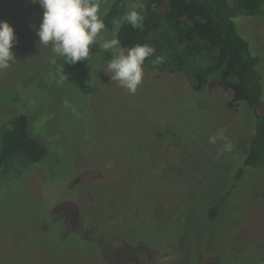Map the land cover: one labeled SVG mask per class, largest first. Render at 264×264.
I'll use <instances>...</instances> for the list:
<instances>
[{"label":"rangeland","instance_id":"374dc122","mask_svg":"<svg viewBox=\"0 0 264 264\" xmlns=\"http://www.w3.org/2000/svg\"><path fill=\"white\" fill-rule=\"evenodd\" d=\"M116 1L102 4L101 18ZM122 1L129 9L140 0ZM42 16L32 0H0V21L16 36V61L0 70V126L23 114L47 149L0 188V264H143L139 255L150 250L145 264H264V169L233 179L253 137V111L226 108L215 77L195 92L183 75L145 66L131 94L111 79V53L97 43L75 64L39 45ZM234 22L259 59L264 107V16ZM112 34L105 28L99 39ZM221 130L231 151L224 140L209 142ZM127 246L140 248L139 257Z\"/></svg>","mask_w":264,"mask_h":264},{"label":"trees","instance_id":"16d2710c","mask_svg":"<svg viewBox=\"0 0 264 264\" xmlns=\"http://www.w3.org/2000/svg\"><path fill=\"white\" fill-rule=\"evenodd\" d=\"M136 6L144 16L141 28L133 29L123 20L133 7L127 9L122 0L114 2L103 16L105 28L110 34L114 33L124 50L137 44L153 48V55L146 58L143 66L161 73L183 75L195 92L205 88L211 78H217L226 108L234 109L244 103L256 120L242 167L234 174L235 183L244 178L246 169H264V107L259 59L251 54L249 43L238 33V23L236 27L234 22L237 17L264 16V0H140ZM157 57L162 58L159 64L154 63ZM82 91L87 93L89 88L84 86ZM46 154L42 141L28 134L25 115L8 118L0 126V188L12 179H19L32 165L40 164ZM235 183L209 208V221L217 220L236 188ZM92 202L96 205L95 199ZM121 239L115 238L116 247H120ZM127 248L128 253L131 251L130 257L141 256L143 264L145 256L153 258L151 250L147 255L144 252L138 256L135 248H140ZM128 253L125 256L128 257Z\"/></svg>","mask_w":264,"mask_h":264},{"label":"clouds","instance_id":"9594fccd","mask_svg":"<svg viewBox=\"0 0 264 264\" xmlns=\"http://www.w3.org/2000/svg\"><path fill=\"white\" fill-rule=\"evenodd\" d=\"M39 3L43 9L42 22L37 29L39 45L51 46L57 57H63L65 62L75 64L90 56V45L97 43L100 49L110 52L106 70L111 73V79L129 93L135 94L143 80V65L153 48L137 44L126 51L120 47L116 38L101 41L100 33L105 29L101 18V6L106 0H32ZM123 20L133 29L143 26L144 16L135 8L125 13ZM16 41L14 29L6 21H0V70L7 69L10 63L16 61L12 51ZM162 62L157 57L154 63ZM67 105V101L65 102ZM217 139L224 140V151H231L232 144L224 132L218 131L209 138L210 143Z\"/></svg>","mask_w":264,"mask_h":264}]
</instances>
